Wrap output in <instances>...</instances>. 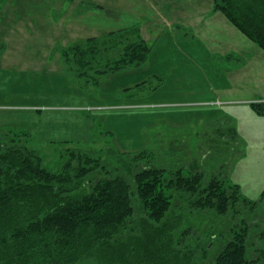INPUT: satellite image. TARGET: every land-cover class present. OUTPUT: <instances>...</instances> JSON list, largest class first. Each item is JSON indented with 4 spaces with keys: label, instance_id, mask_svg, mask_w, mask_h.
Here are the masks:
<instances>
[{
    "label": "trees",
    "instance_id": "obj_1",
    "mask_svg": "<svg viewBox=\"0 0 264 264\" xmlns=\"http://www.w3.org/2000/svg\"><path fill=\"white\" fill-rule=\"evenodd\" d=\"M212 1L213 11L264 51V0ZM55 51L64 76L91 93L107 74L147 64L151 45L133 24ZM162 79L122 91L148 94ZM251 104L262 109L264 101ZM234 132L230 126L227 134ZM30 140L21 125L0 127V264H264V222L255 215L264 193L247 198L226 172L158 164L152 147L74 140H59L49 166Z\"/></svg>",
    "mask_w": 264,
    "mask_h": 264
},
{
    "label": "rangeland",
    "instance_id": "obj_2",
    "mask_svg": "<svg viewBox=\"0 0 264 264\" xmlns=\"http://www.w3.org/2000/svg\"><path fill=\"white\" fill-rule=\"evenodd\" d=\"M51 1L0 2V20L4 18L6 22L0 26V52L11 49L0 60V127L16 124L25 127L31 134L32 147L45 155L49 166L55 165L63 144L59 140L124 151L152 147L158 153V164L168 166L174 160L175 166L185 163L209 174L226 172L232 182L240 185L243 195L260 200L264 193V106L253 107L251 101H264V75L254 73H264L263 50L246 37L250 46L241 57L251 59L254 55L248 66L237 67L240 65L234 64L235 59H229L228 63L226 58L218 59V64L214 61L217 55L209 60V53L203 48L204 39L211 42L214 36L202 34L204 39L181 40L183 49H180L170 33L172 30L167 28L161 33L154 27L145 33L151 45L147 64L107 74L91 93L77 91L78 87L64 76L59 51L55 55L59 42L62 45L69 42L68 35L53 36L43 26L45 18L57 19L62 14V9ZM104 2L110 4L111 0ZM67 6L65 2L64 8ZM137 6L140 14L150 15L146 14L148 9ZM79 9L78 6L76 10ZM107 15L98 13L97 17L104 19ZM16 20L23 21L22 26L13 25ZM13 29L20 33L12 35ZM13 38L15 48H11ZM239 47L230 53L239 55L243 46L239 43ZM222 63L232 66L230 72H224L226 67ZM152 74L163 78L158 89L133 97L123 93L124 88L147 79L152 85L159 83L161 79L151 78ZM178 76L196 91L210 81L220 85L225 77L229 87L233 86L231 97L249 96L245 99L253 100L218 102V93L208 91L207 85L199 90L204 92L195 95L180 93L174 90ZM230 126L235 132L228 135ZM256 209L257 223L261 224L264 196ZM249 215L256 219L250 209Z\"/></svg>",
    "mask_w": 264,
    "mask_h": 264
},
{
    "label": "crops",
    "instance_id": "obj_3",
    "mask_svg": "<svg viewBox=\"0 0 264 264\" xmlns=\"http://www.w3.org/2000/svg\"><path fill=\"white\" fill-rule=\"evenodd\" d=\"M30 1L32 2V0ZM104 1L107 0H53L51 2H54L57 8L62 9V14H60L61 17H58L57 19H54L53 17L50 19L47 17L45 18L44 23H41H43V26H45L47 30L52 31L53 36L68 35L69 42H67V44L76 39L98 36L111 30H116L118 28L127 27L133 24H140L141 33L145 39H147L145 37V33L148 34L150 31H152V29H154V27H156V29H160L161 33L168 28L172 30L170 33L173 34L174 41H176L179 46L181 40H191L193 42L196 38H200L202 34L214 36L215 39H212L211 42L202 37L201 38L205 41L206 45H203V48L209 53V60H211L213 56L217 55L214 59L216 63H218V59L220 58H226L229 63V59L226 56L228 54H232L230 51H234L233 48L236 46L240 48L239 43L243 46V52L239 53V55H237V53H233V55H236H234L235 58H232L235 59V62H237H234L236 66L240 65L237 67L248 66L250 60L254 57V55H251V59L250 56L248 59L245 58L244 55L243 58L241 57L242 53L245 54V48L250 46L246 41V37L235 27H233L225 19L223 14L218 11H213L212 0H111L110 4ZM65 2H68L67 8H64ZM86 2L91 4L90 7L85 8L82 5ZM137 4H139L140 7H143L145 11L148 9L149 12L146 11V14L150 15L147 16L140 14V8L138 6L135 7ZM78 6L80 9L76 10ZM52 9L54 10V7H52ZM105 12L109 13L106 18L103 19L102 17H97L98 13L102 14ZM154 17L157 19L154 20ZM5 23L6 22H4V18H2L0 20V26H3ZM22 23L23 21L16 20L13 25L22 26ZM30 25H33L32 21H30ZM112 26L117 27L115 28ZM102 28H105V32L103 33L100 31ZM16 33L20 32H17L13 29L12 35H15ZM15 44L16 39H14L11 48H15ZM59 44L63 46L62 43L59 42ZM49 45L51 46L50 43ZM180 49H183V47L180 46ZM5 51L10 52L11 49L5 48V50H2V52H0V60L5 55ZM56 54L57 52L55 51V55ZM58 55L60 62L61 57L59 52ZM25 66L28 67L30 65L26 64ZM224 66L226 67L223 69L224 72H230L229 66H232L230 64L223 65V67ZM254 73L255 75H259V77L264 75L262 72L254 71ZM255 75L252 77L254 81ZM179 77L180 76L175 77L177 80L175 82L176 87L174 90L177 92L180 91V93H192V95H195L196 93L204 92L199 90L204 89L207 85L208 91L212 90L213 94L218 93L216 96L218 102H231L235 100L250 102V100H253V98L245 99L249 98V96L231 97L229 93L231 91V87L233 86L230 85L229 87L225 77V81L223 80L224 82H220V85H214L212 81H210L209 84H202V86L198 88V92L192 87V84L185 85L187 81L181 80ZM233 82L235 85L236 81ZM238 82H240V79H238ZM238 93L240 94V92Z\"/></svg>",
    "mask_w": 264,
    "mask_h": 264
}]
</instances>
